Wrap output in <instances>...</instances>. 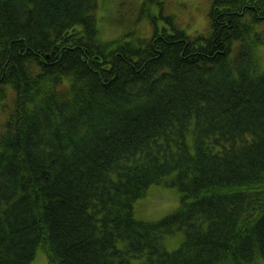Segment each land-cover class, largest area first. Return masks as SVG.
Listing matches in <instances>:
<instances>
[{
  "label": "trees",
  "instance_id": "trees-1",
  "mask_svg": "<svg viewBox=\"0 0 264 264\" xmlns=\"http://www.w3.org/2000/svg\"><path fill=\"white\" fill-rule=\"evenodd\" d=\"M97 5L0 0V264H264V0L105 41Z\"/></svg>",
  "mask_w": 264,
  "mask_h": 264
},
{
  "label": "rangeland",
  "instance_id": "rangeland-1",
  "mask_svg": "<svg viewBox=\"0 0 264 264\" xmlns=\"http://www.w3.org/2000/svg\"><path fill=\"white\" fill-rule=\"evenodd\" d=\"M213 0H158L143 8V0H97L96 20L103 41L122 35L149 37L155 30L167 28L172 24L189 35L208 30L209 9ZM264 29V21L258 24ZM129 33V34H126ZM260 62L264 65V47H260ZM9 101L2 100L7 104ZM6 106V105H5ZM0 107V119H4L6 110ZM2 115H4L2 117ZM153 197L141 200L136 205L139 217L158 220L173 211L178 205L177 195L172 189L162 187ZM179 235L166 241L168 249L174 248ZM29 264H47L45 253L39 249Z\"/></svg>",
  "mask_w": 264,
  "mask_h": 264
}]
</instances>
